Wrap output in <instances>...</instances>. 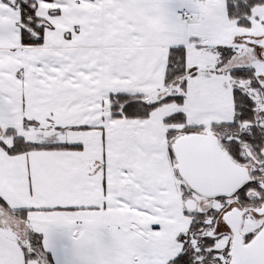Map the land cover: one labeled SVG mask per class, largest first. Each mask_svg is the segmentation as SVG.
I'll return each instance as SVG.
<instances>
[{
    "label": "snow or ice",
    "instance_id": "6c2138e0",
    "mask_svg": "<svg viewBox=\"0 0 264 264\" xmlns=\"http://www.w3.org/2000/svg\"><path fill=\"white\" fill-rule=\"evenodd\" d=\"M184 6L0 0V264H264V0Z\"/></svg>",
    "mask_w": 264,
    "mask_h": 264
},
{
    "label": "crops",
    "instance_id": "0c3cea01",
    "mask_svg": "<svg viewBox=\"0 0 264 264\" xmlns=\"http://www.w3.org/2000/svg\"><path fill=\"white\" fill-rule=\"evenodd\" d=\"M185 0H171V7L179 12L187 9ZM4 219L7 228L16 223L12 214H5ZM81 226L74 228L64 226H53L47 235L44 233L29 230L25 237L30 243L33 239H40V252L35 255L30 252V258L37 261V264H96L97 254L93 246L80 240L78 231Z\"/></svg>",
    "mask_w": 264,
    "mask_h": 264
},
{
    "label": "trees",
    "instance_id": "16d2710c",
    "mask_svg": "<svg viewBox=\"0 0 264 264\" xmlns=\"http://www.w3.org/2000/svg\"><path fill=\"white\" fill-rule=\"evenodd\" d=\"M31 247V251L35 255L36 253L40 252V239H33L32 242L29 243Z\"/></svg>",
    "mask_w": 264,
    "mask_h": 264
},
{
    "label": "rangeland",
    "instance_id": "374dc122",
    "mask_svg": "<svg viewBox=\"0 0 264 264\" xmlns=\"http://www.w3.org/2000/svg\"><path fill=\"white\" fill-rule=\"evenodd\" d=\"M31 242H32V240H31Z\"/></svg>",
    "mask_w": 264,
    "mask_h": 264
},
{
    "label": "built area",
    "instance_id": "2783aa9c",
    "mask_svg": "<svg viewBox=\"0 0 264 264\" xmlns=\"http://www.w3.org/2000/svg\"><path fill=\"white\" fill-rule=\"evenodd\" d=\"M186 14V13H185Z\"/></svg>",
    "mask_w": 264,
    "mask_h": 264
}]
</instances>
